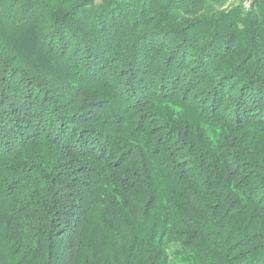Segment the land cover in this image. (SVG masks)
Here are the masks:
<instances>
[{
  "label": "trees",
  "instance_id": "trees-1",
  "mask_svg": "<svg viewBox=\"0 0 264 264\" xmlns=\"http://www.w3.org/2000/svg\"><path fill=\"white\" fill-rule=\"evenodd\" d=\"M0 0V264H264V0Z\"/></svg>",
  "mask_w": 264,
  "mask_h": 264
},
{
  "label": "built area",
  "instance_id": "built-area-1",
  "mask_svg": "<svg viewBox=\"0 0 264 264\" xmlns=\"http://www.w3.org/2000/svg\"><path fill=\"white\" fill-rule=\"evenodd\" d=\"M251 4H252L251 0L245 1V2L243 3L244 8H245L246 10H249V9L251 8Z\"/></svg>",
  "mask_w": 264,
  "mask_h": 264
},
{
  "label": "rangeland",
  "instance_id": "rangeland-1",
  "mask_svg": "<svg viewBox=\"0 0 264 264\" xmlns=\"http://www.w3.org/2000/svg\"><path fill=\"white\" fill-rule=\"evenodd\" d=\"M235 1V0H234Z\"/></svg>",
  "mask_w": 264,
  "mask_h": 264
}]
</instances>
